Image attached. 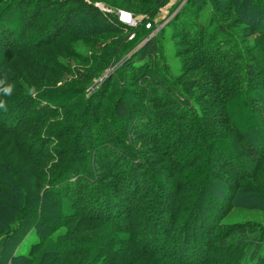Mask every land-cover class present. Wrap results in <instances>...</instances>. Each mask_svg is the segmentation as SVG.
<instances>
[{"label":"trees","instance_id":"1","mask_svg":"<svg viewBox=\"0 0 264 264\" xmlns=\"http://www.w3.org/2000/svg\"><path fill=\"white\" fill-rule=\"evenodd\" d=\"M99 1L0 0V264H264V225L219 227L264 212V0L167 30L166 0ZM139 40L147 62L111 74Z\"/></svg>","mask_w":264,"mask_h":264},{"label":"rangeland","instance_id":"2","mask_svg":"<svg viewBox=\"0 0 264 264\" xmlns=\"http://www.w3.org/2000/svg\"><path fill=\"white\" fill-rule=\"evenodd\" d=\"M100 1H103V0H100ZM100 1L97 2L96 4H98L102 8V6H103L102 4L103 3L100 2ZM106 2H108L109 4L113 3L112 0H110V1L106 0ZM114 5H116V6L117 5H121V1H116V3H114ZM121 6L125 7L126 9L133 10V8H132L133 6H131V5L130 6L121 5ZM208 10H209V8L207 6L206 7H199L198 6V2H196V0H166L164 2V4L159 8L158 12L156 13V16H155L153 22L154 23H156V22L159 23L158 24V28H160L162 26L166 27V30L169 28V26L171 24H177V26H179V28H181V27L183 28V26L186 25V24H188L190 26H197L200 22H202L204 19L207 18L206 16L209 14ZM125 12H128V11L125 10ZM133 19L135 20V24L133 26L136 25V22L141 20L140 17H137V18L135 17ZM158 28L153 30L148 35V37L145 38V41L148 38H154V40L156 39V42H157V38L155 36H156V32L158 31ZM130 34H132V33L130 32ZM132 36L133 35H130L129 37H127V39H131ZM251 39H254V37H252ZM145 41L139 40L138 42L133 44L132 47H131L132 49L123 57L124 59H121L122 61L121 60L117 61L111 68L108 69V71L111 74L113 72L121 73V76H123V77H124L125 74L132 75L131 67H129L130 64L131 65L132 64H139L141 61L143 62L145 60L144 62H147V60H148V59L146 60L147 57L144 55L145 54V48H142L143 44L145 43ZM83 46H84V44L81 41H79L78 42V47H76V49L78 51H83L85 49ZM167 50L168 49L166 48V45H165V52H164L165 54H162V60L166 61V59H167V55H166L167 54ZM128 59H132L131 63L129 65H126V66L123 67L122 62L124 60H128ZM160 62H161V60H160ZM160 62H159L158 55H157L156 58L152 59V64L155 65L156 68L161 66ZM190 74H191V76H194L197 73L195 72V73H190ZM119 77H120L119 75L115 76L114 80H116ZM89 86H90V84L88 85L87 88L85 87V89H84L85 90V93H84L85 98L93 97V92L95 91V87L92 86L93 87L92 88V87H89ZM126 89L128 91H130V92H134V91L139 90V89H137V87H129V86L126 87ZM109 95L110 94H107V96H105L103 105H108V103H106V102H107V99L109 98ZM108 124H113V123L111 121H109ZM113 125H115V123ZM140 126L141 125L137 124L135 126L134 130H138V128H140ZM106 137H107V139L109 141L115 140V138L113 136H111V135H106ZM34 148H36V146ZM106 148H108L109 150H114L111 147H107L106 146ZM12 158L13 159H17V160L20 159V155H19L18 151H15L13 153ZM215 163L218 165L217 162H215ZM166 167H168V166L166 165ZM157 178L159 180H164V181H169L170 180L166 176L165 177H157ZM212 178L214 179V178H217V177L215 175H212ZM226 185L229 187L228 183H226ZM146 187H148V186H146ZM211 187H212V190H217L216 188H213V186H211ZM224 197H225V195L221 194V196H218V197H215V198L218 199V200H222L223 201ZM162 200L163 199H161V202H162ZM163 202H164V200H163ZM146 223H147L146 219L143 218L140 221V223L138 224V229H142L143 226H145ZM159 223H160V226H161L160 227V230H161L162 227H164L163 226V222L160 221ZM234 223L235 224H242L243 223V224H247V225H249V224L264 225V212H262V211H260L258 209H252V208H233L222 219L219 227H221V228L225 227V230H228L229 226H231V224H234ZM213 234H214V236H218L217 229L214 232L213 231L210 232V237L211 236L213 237ZM32 237H33L32 234H28L25 237V239L23 240V242L19 245V247L21 249H23V250L28 248L30 246L29 240H32ZM164 237H165L166 246H169L170 240L172 238L171 230L168 229V231L166 232ZM216 251H217V253H216ZM216 251H214L211 256H214L216 254H218V255L220 254L219 255L220 258H222V257L224 258V257L229 256V255L230 256H239L238 255L239 254L238 251H240V250H238L237 248L236 249H231L230 248L228 250H225V249L224 250H219L217 248ZM167 252L169 254H171V252L169 250ZM174 260L179 261V260H177L175 258H174Z\"/></svg>","mask_w":264,"mask_h":264},{"label":"built area","instance_id":"3","mask_svg":"<svg viewBox=\"0 0 264 264\" xmlns=\"http://www.w3.org/2000/svg\"><path fill=\"white\" fill-rule=\"evenodd\" d=\"M118 19L120 22L129 25V26H133L135 24V20L132 18L131 14L125 11H118L117 13ZM149 26V24H146V27Z\"/></svg>","mask_w":264,"mask_h":264}]
</instances>
